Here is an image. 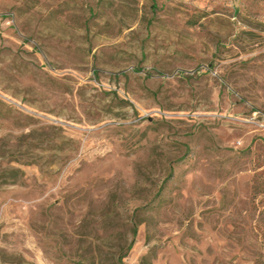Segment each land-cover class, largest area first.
I'll list each match as a JSON object with an SVG mask.
<instances>
[{
  "label": "rangeland",
  "instance_id": "374dc122",
  "mask_svg": "<svg viewBox=\"0 0 264 264\" xmlns=\"http://www.w3.org/2000/svg\"><path fill=\"white\" fill-rule=\"evenodd\" d=\"M0 264H264V0H0Z\"/></svg>",
  "mask_w": 264,
  "mask_h": 264
},
{
  "label": "trees",
  "instance_id": "16d2710c",
  "mask_svg": "<svg viewBox=\"0 0 264 264\" xmlns=\"http://www.w3.org/2000/svg\"><path fill=\"white\" fill-rule=\"evenodd\" d=\"M136 233H137V230H135V235H136Z\"/></svg>",
  "mask_w": 264,
  "mask_h": 264
}]
</instances>
